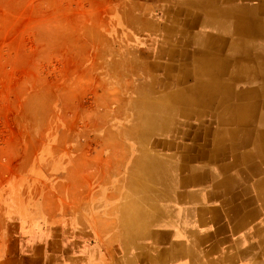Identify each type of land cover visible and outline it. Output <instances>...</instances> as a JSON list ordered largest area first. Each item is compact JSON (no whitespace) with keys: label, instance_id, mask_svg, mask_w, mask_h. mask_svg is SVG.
Segmentation results:
<instances>
[{"label":"rangeland","instance_id":"rangeland-1","mask_svg":"<svg viewBox=\"0 0 264 264\" xmlns=\"http://www.w3.org/2000/svg\"><path fill=\"white\" fill-rule=\"evenodd\" d=\"M173 3L179 5L171 14L157 0H0V264H29L33 250L27 248L36 236L45 241L42 264L49 255L52 264H125L124 253L130 264H166L177 223L150 226L148 242L132 244L119 222L124 197H140L147 153L161 164L170 160L163 169L169 184L158 189L160 178L149 182L160 203L177 207L180 190V207L193 216V231L216 243L214 229L227 223L232 203L211 191L217 170L232 159L210 157L217 146L216 103L212 98L203 110L199 101L219 83L223 68L217 51L209 52L213 41L198 36L203 27L196 18L211 12L186 0ZM243 16L238 21L264 22L259 12ZM164 29L171 31L166 42ZM227 33L221 57L235 45ZM243 39L247 60L232 58L231 76L235 67L252 70L261 61L257 51L264 50V41L248 33ZM214 58L218 66L210 68ZM262 75L257 72L256 81ZM156 111L159 117L147 124L141 113ZM177 153L181 158L171 157ZM194 177L200 180L196 187ZM199 188L208 191L204 202L191 204L188 195ZM165 212L166 221L174 219L175 209ZM20 216H34L45 227L39 225L38 234L18 227ZM58 221L60 241L46 242L52 230L46 226ZM224 245L227 254L247 249ZM239 259L230 256L228 264ZM243 262L262 264L255 255Z\"/></svg>","mask_w":264,"mask_h":264},{"label":"bare ground","instance_id":"bare-ground-1","mask_svg":"<svg viewBox=\"0 0 264 264\" xmlns=\"http://www.w3.org/2000/svg\"><path fill=\"white\" fill-rule=\"evenodd\" d=\"M188 3L205 9L211 12L210 16L196 18V21L200 23L203 30L198 36L202 39H210L213 41L210 44L211 55L213 52L218 53V63L222 70L218 72V82L213 83L215 86L204 90L203 96L200 99V104L203 110H206L213 98L214 104L216 103L214 120L215 127V145L216 149L213 154L210 155L212 160H219V156L226 157L231 156L232 162L221 167L217 170L215 175V181L218 182L216 189L211 191L213 195H216L219 199L222 197L224 200L231 201V207L227 215L228 221L225 225L215 228L214 233L217 236V241L214 244H209L206 238L202 234H196L193 229L194 226L193 216L190 213H184L182 207L181 191L177 192V207L168 205L167 200L162 204L161 194L153 191L152 187L154 183H149L150 178H160L162 183L158 184V189L164 188L169 184L170 180L164 173V166L169 161L164 160V164H161L156 160V156L147 153L144 157V166L149 169H145L142 172L144 186H138L137 191L140 192V197L133 200L129 195L124 197V203L118 208L121 222L120 225L125 227L128 232V239L132 244L139 240H148L150 234V226L159 228L160 224L171 226V224L177 223V229L175 231V239L172 247L169 250V254L166 257V264H212L214 261H219L222 264H228L230 256L233 258H240L239 264H247L243 262L247 256L255 255V257L264 264V228L260 227V222L264 217V50L260 49L257 52L261 57L259 65H255L256 69H235L230 75L231 64L237 59V55L247 60V43L244 42V37L251 34L253 38H260L264 41V22H259L261 17H258L252 24H247L243 15L255 16L257 12L264 14V4L261 3L257 9L259 0H240L241 5L235 4L233 0H186ZM256 1V2H255ZM235 4V5H234ZM216 12H213V11ZM248 10V11H247ZM233 35V43L235 45L225 53V56L221 57L222 44L225 41L227 32ZM163 41L166 42L170 39L171 31L164 29L160 31ZM204 49L203 46L199 45ZM218 50H220L218 52ZM235 53V54H234ZM234 58L235 60H232ZM216 59L211 62L210 68H216ZM230 69V70H229ZM257 72H263L261 78L256 81L255 74ZM228 74V80H222L223 76ZM201 83H210L209 79L200 80ZM144 120L147 124H152L156 121V118L161 114L160 111H156L153 115H147V112H142ZM146 114V115H145ZM153 115V116H151ZM155 119V120H154ZM242 128V129H240ZM227 131V132H226ZM236 135H240L237 136ZM251 149L247 151H239L241 148L249 147ZM182 153L171 155V157L181 158ZM259 176V178H257ZM172 177V174L171 176ZM146 179L149 184H146ZM199 179H202L200 176ZM194 177L191 181L195 187L200 183V180ZM254 179L255 183L251 184V180ZM189 184L188 181H186ZM185 182V183H186ZM173 185L171 186V190ZM151 190V192H149ZM164 190V193H166ZM250 191L248 197L247 192ZM163 193V191L161 192ZM208 191H204L199 188L194 190L189 200L191 204L198 200L203 201L202 194H207ZM205 198V197H204ZM247 199L252 201L251 204H247ZM204 202V201H203ZM254 203V204H253ZM145 205L146 208L144 207ZM167 207L169 209H175L176 213L173 216L174 219L166 221ZM256 218V219H255ZM255 219V221H253ZM210 222V221H209ZM252 222H258L259 224L253 228H248V225ZM201 228L204 226L201 224ZM210 227L207 226L206 230ZM145 228H148L147 230ZM146 230V234L142 230ZM225 233H228V237ZM142 235V236H140ZM233 235H235L233 237ZM229 243H226L227 240ZM148 242V241H147ZM198 242V243H197ZM199 244L198 248L195 246ZM228 245L230 249H236L240 244H245L247 249L237 253L227 254ZM188 245V246H187ZM211 246V249H208ZM173 250V251H172ZM172 251V252H171ZM208 254L209 256H206ZM129 255L124 253L122 259L125 264H130Z\"/></svg>","mask_w":264,"mask_h":264},{"label":"crops","instance_id":"crops-1","mask_svg":"<svg viewBox=\"0 0 264 264\" xmlns=\"http://www.w3.org/2000/svg\"><path fill=\"white\" fill-rule=\"evenodd\" d=\"M157 1L159 2L158 6L159 7H162L163 5H168V3L165 2V1H169V0H157ZM174 1H179V0H174ZM180 1H183V0H180ZM173 2L169 6H167V7H164L163 6L164 8L170 9L172 11L171 14H173V12H175V9L179 5L178 3H175L174 4ZM233 2L235 4H239V5L243 4V3H240V0H233ZM181 16L182 15L180 14L179 15V18L180 19H183V17H181ZM165 20H167V19H165ZM249 193H250V191L247 192V197H248ZM251 203H252V201L250 199H247V204H251ZM40 218L41 219H44L45 221H48V219L45 218V217H40ZM20 220L21 221H18V223H16L18 225V227L21 226V228H24V229L29 227V229H31L32 231H34L36 234H38V231L37 230H38L39 225H40V227L41 226L42 227H45V223L43 221L38 220L34 216H32V217H27V216L26 217L25 216L22 217V216H20ZM53 223L54 224H49V226H46V227H51L52 230L48 232L50 234L47 237V239H45V240H46V242H48L49 240H51V243L52 242L58 243L60 241V238H61V236L59 234V231H60V228L62 226L61 225L62 223H61V221L53 222ZM44 243H45V241H43V238H40V240L38 241L37 240V236H36L35 241L31 242L30 243L31 245L30 244L28 245V248L27 249L33 250V254H30L29 259H28V263L29 264H42L41 263V256H43V255L40 252V250H43L45 248ZM47 259H48V263L47 264H52V259L53 258L50 255L47 256Z\"/></svg>","mask_w":264,"mask_h":264}]
</instances>
